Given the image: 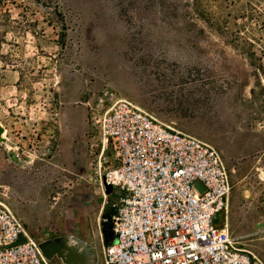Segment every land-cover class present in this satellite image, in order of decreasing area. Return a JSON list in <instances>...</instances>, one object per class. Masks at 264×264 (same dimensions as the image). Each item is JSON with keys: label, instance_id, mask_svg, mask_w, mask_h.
Here are the masks:
<instances>
[{"label": "rangeland", "instance_id": "obj_1", "mask_svg": "<svg viewBox=\"0 0 264 264\" xmlns=\"http://www.w3.org/2000/svg\"><path fill=\"white\" fill-rule=\"evenodd\" d=\"M110 90L221 152L229 230L264 264V0H0V202L95 264L113 152L86 104Z\"/></svg>", "mask_w": 264, "mask_h": 264}, {"label": "built area", "instance_id": "obj_2", "mask_svg": "<svg viewBox=\"0 0 264 264\" xmlns=\"http://www.w3.org/2000/svg\"><path fill=\"white\" fill-rule=\"evenodd\" d=\"M91 124L113 152L98 184L104 197L111 184L117 201L101 215L117 242L104 243L101 234L100 264H263L227 226L232 180L215 146L112 90L98 97ZM0 264H51L2 202Z\"/></svg>", "mask_w": 264, "mask_h": 264}, {"label": "water", "instance_id": "obj_3", "mask_svg": "<svg viewBox=\"0 0 264 264\" xmlns=\"http://www.w3.org/2000/svg\"><path fill=\"white\" fill-rule=\"evenodd\" d=\"M5 127L0 122V142L6 143ZM106 199L117 202L113 195V187L111 184L105 185ZM118 205V204H117ZM219 225L218 222H215ZM117 242L115 236L111 243ZM44 257L51 263L54 259H60L61 264H95L96 253L93 243L90 240L84 239L75 233L69 232L56 238H50L38 242Z\"/></svg>", "mask_w": 264, "mask_h": 264}, {"label": "flooded vegetation", "instance_id": "obj_4", "mask_svg": "<svg viewBox=\"0 0 264 264\" xmlns=\"http://www.w3.org/2000/svg\"><path fill=\"white\" fill-rule=\"evenodd\" d=\"M95 104H96V102H94V101H93L92 104L90 102H87V104H86L88 106V108L90 109V111H89L90 123H91V113H92V111H93V109L95 107ZM90 133H92V132H90ZM90 133L88 135V139L89 140L93 139V137L90 138L91 137ZM2 144H4V143H2ZM92 145L94 147H98L99 146L98 142H95ZM52 199L55 200L54 197ZM42 202H44L45 204H49L51 207H53V205L55 204V202L47 201V199H42ZM11 206H13V209L17 213V217L20 219V221L22 222L24 227L28 230L30 235L32 237H34L38 242H41L43 240H47V239H50V238H56V237H59L61 235L66 234V233H69L68 231L60 230L59 227L57 228V231H53L50 228V224H48V223L44 224L43 223V219L42 220L38 219L39 223L38 222H33L32 219H31V218H33L32 216L29 217V218H27L25 216V213L27 211L26 207L19 208V207H15L13 204H11ZM54 264H61L60 259L55 258L54 259Z\"/></svg>", "mask_w": 264, "mask_h": 264}, {"label": "trees", "instance_id": "obj_5", "mask_svg": "<svg viewBox=\"0 0 264 264\" xmlns=\"http://www.w3.org/2000/svg\"><path fill=\"white\" fill-rule=\"evenodd\" d=\"M230 174H231V172H230ZM111 210H112V207H110L108 210L106 209V211H104L101 215L102 216L106 215L107 213L111 212ZM101 231H102V234H103L104 242L105 243L111 242V240L113 238V231L111 229L110 224L104 222L102 227H101Z\"/></svg>", "mask_w": 264, "mask_h": 264}, {"label": "crops", "instance_id": "obj_6", "mask_svg": "<svg viewBox=\"0 0 264 264\" xmlns=\"http://www.w3.org/2000/svg\"><path fill=\"white\" fill-rule=\"evenodd\" d=\"M228 202H229V197H228ZM227 212H228V210H227ZM227 212H226V214H225V219H226V223H227V221H228V216H227ZM224 217V215H222V218ZM228 224H229V221H228ZM229 228V227H228ZM101 234H102V232H98V236H101ZM80 237H82L83 238V236L82 235H79ZM99 239V241H100V238H98Z\"/></svg>", "mask_w": 264, "mask_h": 264}, {"label": "bare ground", "instance_id": "obj_7", "mask_svg": "<svg viewBox=\"0 0 264 264\" xmlns=\"http://www.w3.org/2000/svg\"><path fill=\"white\" fill-rule=\"evenodd\" d=\"M141 108V107H140ZM5 134V133H4ZM106 148V144L104 143V145H103V149H105ZM106 196V195H105ZM227 226L229 227V224H228V221H227Z\"/></svg>", "mask_w": 264, "mask_h": 264}]
</instances>
